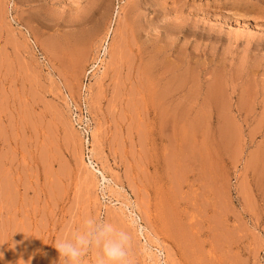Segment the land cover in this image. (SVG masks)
I'll use <instances>...</instances> for the list:
<instances>
[{
	"label": "rangeland",
	"instance_id": "obj_1",
	"mask_svg": "<svg viewBox=\"0 0 264 264\" xmlns=\"http://www.w3.org/2000/svg\"><path fill=\"white\" fill-rule=\"evenodd\" d=\"M94 216L131 264H264V0H0V264Z\"/></svg>",
	"mask_w": 264,
	"mask_h": 264
},
{
	"label": "clouds",
	"instance_id": "obj_2",
	"mask_svg": "<svg viewBox=\"0 0 264 264\" xmlns=\"http://www.w3.org/2000/svg\"><path fill=\"white\" fill-rule=\"evenodd\" d=\"M128 232L98 216L87 217L69 235L56 241L54 248L64 264H81L86 253L99 251L98 264H131Z\"/></svg>",
	"mask_w": 264,
	"mask_h": 264
},
{
	"label": "bare ground",
	"instance_id": "obj_3",
	"mask_svg": "<svg viewBox=\"0 0 264 264\" xmlns=\"http://www.w3.org/2000/svg\"><path fill=\"white\" fill-rule=\"evenodd\" d=\"M92 18V15L89 13V11H87L86 13H85V15L83 16V17H81L80 18V20H79V23H81V24H84V23H87L90 19ZM96 25V24H95ZM92 30H94L93 28L92 29H90L89 30V32L90 31H92ZM91 34V33H90ZM142 78V77H141ZM155 103V102H154ZM166 117V116H165ZM168 118V117H167ZM169 119V118H168ZM164 120V119H163ZM172 154H173V152H172ZM181 159V158H180ZM183 159V158H182ZM197 159V158H196ZM183 162V161H182ZM168 164V163H167ZM167 168V167H166ZM103 177H105L104 175H103ZM176 177V176H175ZM174 213V212H173Z\"/></svg>",
	"mask_w": 264,
	"mask_h": 264
},
{
	"label": "built area",
	"instance_id": "obj_4",
	"mask_svg": "<svg viewBox=\"0 0 264 264\" xmlns=\"http://www.w3.org/2000/svg\"><path fill=\"white\" fill-rule=\"evenodd\" d=\"M86 83L84 84V91H85V89H86ZM84 130H85V132L87 133L88 132V130H87V128H84Z\"/></svg>",
	"mask_w": 264,
	"mask_h": 264
}]
</instances>
